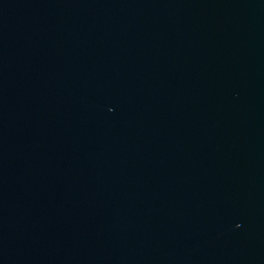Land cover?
<instances>
[{
  "label": "water",
  "instance_id": "95a60500",
  "mask_svg": "<svg viewBox=\"0 0 264 264\" xmlns=\"http://www.w3.org/2000/svg\"><path fill=\"white\" fill-rule=\"evenodd\" d=\"M0 264H264V0H0Z\"/></svg>",
  "mask_w": 264,
  "mask_h": 264
}]
</instances>
